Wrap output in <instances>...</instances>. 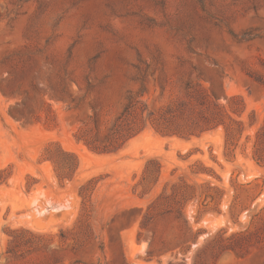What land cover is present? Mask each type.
Masks as SVG:
<instances>
[{
	"label": "rangeland",
	"instance_id": "obj_1",
	"mask_svg": "<svg viewBox=\"0 0 264 264\" xmlns=\"http://www.w3.org/2000/svg\"><path fill=\"white\" fill-rule=\"evenodd\" d=\"M0 264H264V0H0Z\"/></svg>",
	"mask_w": 264,
	"mask_h": 264
},
{
	"label": "trees",
	"instance_id": "obj_2",
	"mask_svg": "<svg viewBox=\"0 0 264 264\" xmlns=\"http://www.w3.org/2000/svg\"><path fill=\"white\" fill-rule=\"evenodd\" d=\"M169 110V109H168ZM167 111V110H166ZM166 111H160L158 114V117L151 112L146 105L140 103L138 100H134L132 98L128 99V103L125 106L124 110L120 114V116L117 118L115 124L110 129L108 141L110 140L111 143L114 140V137L117 136L119 133L118 131L121 130V128L126 129L125 138L120 146L112 148H108L107 146H98L97 144H93L92 142H88L87 140H82L84 145L93 153L95 154H115L117 153L124 143H126L128 140L132 139L133 137L139 135L142 133L145 129L148 127H151L156 133H159L163 137H171L172 135H182L177 132H162L160 131L159 127L155 124L160 119L163 118V114ZM233 114L239 115L238 112L235 110H230ZM220 115L214 116V118L211 119L213 123V127H216L218 125H222V122L219 120ZM210 129V128H207ZM204 130H201L200 133H202ZM193 135V133H187L185 136L189 137ZM78 141H80L79 138H77Z\"/></svg>",
	"mask_w": 264,
	"mask_h": 264
},
{
	"label": "bare ground",
	"instance_id": "obj_3",
	"mask_svg": "<svg viewBox=\"0 0 264 264\" xmlns=\"http://www.w3.org/2000/svg\"><path fill=\"white\" fill-rule=\"evenodd\" d=\"M210 224V223H209Z\"/></svg>",
	"mask_w": 264,
	"mask_h": 264
}]
</instances>
